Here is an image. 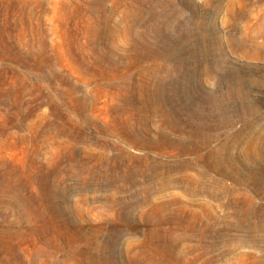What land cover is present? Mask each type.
<instances>
[{
	"label": "rangeland",
	"instance_id": "1",
	"mask_svg": "<svg viewBox=\"0 0 264 264\" xmlns=\"http://www.w3.org/2000/svg\"><path fill=\"white\" fill-rule=\"evenodd\" d=\"M263 16L264 0H0V183L39 209L43 187L61 191L50 202L53 224L36 237L25 231L7 239L24 264H264ZM144 44L196 47L201 59L184 71L161 60L134 65L133 47ZM99 56L117 60L116 72L93 75L77 64L99 69ZM158 74L189 79L180 96L207 115L196 121L200 138L143 108L141 86ZM127 90L136 95L127 107L136 116L149 112L150 146L128 147L125 137L104 132ZM162 135L169 139L160 147ZM16 204L0 192V221L28 231ZM156 206L179 212L183 223L171 212L155 224ZM239 207H252L256 217L244 223ZM66 221L69 232L58 226ZM158 238L174 243L172 262L156 261Z\"/></svg>",
	"mask_w": 264,
	"mask_h": 264
},
{
	"label": "bare ground",
	"instance_id": "2",
	"mask_svg": "<svg viewBox=\"0 0 264 264\" xmlns=\"http://www.w3.org/2000/svg\"><path fill=\"white\" fill-rule=\"evenodd\" d=\"M190 5V4H189ZM177 9V8H176ZM179 9V8H178ZM172 17V16H171ZM175 17V16H174ZM173 17V18H174ZM262 17V16H261ZM264 17V16H263ZM170 19V18H169ZM197 20V19H194ZM199 20V19H198ZM201 20V19H200ZM173 21V20H172ZM262 21V20H261ZM199 23V22H198ZM262 23L264 24V21H262ZM196 24V23H195ZM200 25V24H198ZM259 25V24H258ZM260 27V26H259ZM262 27V26H261ZM260 27V28H261ZM264 27V26H263ZM264 29V28H263ZM261 32V31H260ZM262 37L264 36L261 35ZM258 37V36H257ZM233 41V40H232ZM207 44V42H205ZM242 43V42H241ZM264 43V42H263ZM198 46L200 43H197ZM180 45V44H179ZM241 45V44H240ZM262 45V44H261ZM177 46V45H176ZM158 47V46H157ZM154 46H150V45H136L133 47V52L130 54V56L135 60V62H137L138 64H134V65H139L140 62L143 59H150V61H167V62H174L177 66L181 67V69L183 70L185 68V70L188 68V66L192 63V62H196L199 61L201 58L200 56L197 54V51H195L196 47H191V51L188 50H183L182 46L179 47H171V48H157ZM242 47V46H241ZM202 48V47H201ZM206 48V47H205ZM189 49V48H188ZM198 49V48H197ZM204 49V48H203ZM208 50V49H207ZM203 53V52H202ZM207 53V52H206ZM263 53V52H261ZM204 54V53H203ZM217 54V53H216ZM30 56H35L36 53H30ZM48 52H45V54L41 55L42 59L47 58ZM209 55V54H208ZM213 55V54H212ZM220 55V54H219ZM206 56V55H205ZM218 57V55H217ZM111 58V57H108ZM107 58V59H108ZM216 58V57H215ZM226 58V57H225ZM113 59V58H112ZM112 59H108L105 60L103 57L99 56V58L97 59V62L99 64H101L99 69H92L89 66L83 65L81 63H77L78 66L85 72L91 73L93 75H101L103 76L104 72L107 73H115L116 69L118 68L116 66V62L117 60H112ZM207 59V58H206ZM204 59V60H206ZM218 59V58H217ZM220 59V58H219ZM222 59V58H221ZM209 60V59H208ZM207 60V61H208ZM211 60V59H210ZM209 60V61H210ZM216 60V59H215ZM121 62V60H119ZM118 61V62H119ZM217 61V60H216ZM215 61V62H216ZM219 62V61H217ZM222 62V61H221ZM224 62V60H223ZM116 63V64H115ZM166 63V62H165ZM173 63V64H174ZM201 63V62H200ZM199 63V64H200ZM211 63V62H210ZM102 64H104V66L102 67ZM172 64V63H171ZM205 64V63H203ZM212 64V63H211ZM216 64V63H215ZM222 64V63H221ZM226 64V63H225ZM213 65V64H212ZM217 65V64H216ZM220 65V64H219ZM215 66V65H214ZM169 67V66H168ZM195 67H197L195 65ZM217 67V66H216ZM220 67V66H219ZM222 69V67H220ZM178 69V67H177ZM192 69V68H190ZM190 69L188 71H190ZM195 69V68H194ZM229 69V68H228ZM199 70V69H198ZM230 70V69H229ZM165 71H168V73H171V70L169 68H166ZM184 71V70H183ZM182 71V72H183ZM217 71V69L215 70V72ZM220 71V70H219ZM231 71V70H230ZM181 72V73H182ZM196 72V71H195ZM229 72V71H228ZM180 73V74H181ZM194 73V72H193ZM184 74V73H183ZM189 74V73H188ZM191 74V72H190ZM159 76H157V78L155 79V81H153V83H148L145 85H142V91L141 92V104L143 106V108L148 109L147 107L150 106V108L154 109V114L151 115L155 116V118H157L160 122V124H165L167 123L168 126L170 128H172L173 130H178L183 132L182 130L187 129L189 132V136L195 138H200L198 137L201 134V129H199V125L196 124V121H203V120H208L207 119V115H205L204 113L200 112L199 110H193V109H189L186 108L187 105H193V103L195 101H193L192 99H190L189 97H181L180 96V92L181 91H188L187 90V81L184 84L182 81H180L179 79H174V78H170L168 79L167 76L163 75V74H158ZM186 75V74H184ZM183 75V76H184ZM192 76V75H191ZM196 76V75H195ZM182 77V76H181ZM185 77V76H184ZM188 77H190L188 75ZM194 77V76H193ZM227 77V76H226ZM237 77V76H236ZM235 77V78H236ZM231 77H229L230 79ZM181 79V78H180ZM183 79V78H182ZM232 79V78H231ZM227 80V79H226ZM153 84V87H152ZM107 85H111V83L108 82ZM196 85V84H195ZM197 86V85H196ZM240 86V85H239ZM119 89H125L126 86L121 85L119 86ZM233 87V86H232ZM184 89V90H183ZM189 89V88H188ZM129 91L127 94L123 95L120 101V106L117 110H115V115L111 118V125L107 126L108 128L104 129V132H108V131H112L113 133L125 137L126 139V145L128 147L130 146H134V145H140L142 147H147L150 146L152 144H154V142L156 141H150L147 138V135L150 134V129H149V123L147 119H149L150 115L148 116L149 112H146V110H142L141 112H143L144 114L140 116H136L130 109V106L127 107V105L135 103L136 99H135V93L133 92V90H127ZM240 91V90H239ZM138 92V91H137ZM169 94H167V93ZM171 93V94H170ZM211 94V93H209ZM214 95V94H213ZM207 96V95H206ZM212 96V94H211ZM215 96V95H214ZM218 96V95H217ZM214 98V97H213ZM220 99V98H219ZM226 100V99H225ZM204 101H206L204 99ZM208 101V100H207ZM215 101V100H214ZM77 109L82 110L83 109V103L85 102L84 99L80 98L77 100ZM138 102V101H137ZM140 103V102H139ZM137 104V103H136ZM168 106L169 108H167L166 106ZM141 110V109H140ZM201 110V109H200ZM149 111V110H148ZM153 111V110H152ZM205 111V110H204ZM207 112V111H206ZM214 114V113H213ZM209 115V114H208ZM148 116V117H147ZM212 117V116H210ZM222 117V116H221ZM153 118V117H152ZM209 118V117H208ZM219 118V117H218ZM152 120V119H150ZM206 122V121H205ZM85 123H90L85 122ZM202 124H200L201 126ZM212 125V124H211ZM203 127V126H201ZM204 128V127H203ZM214 128V127H213ZM218 128V127H217ZM207 129V128H206ZM205 129H203L204 131ZM214 131V129H213ZM216 131V130H215ZM84 133V132H83ZM82 133L81 136H79V140H83L85 139V135ZM214 133V132H212ZM211 133V134H212ZM203 134V133H202ZM201 134V135H202ZM210 134V133H209ZM184 135V134H183ZM216 135V134H215ZM205 136V135H204ZM70 137L71 138H75V134L73 133V131H70ZM206 138V137H205ZM169 137L168 136H160V140H159V144L157 143V145H161L167 144ZM197 140V139H196ZM202 140V139H201ZM161 141V142H160ZM204 141V140H203ZM227 142V141H226ZM189 144V143H188ZM188 144L186 145V150L190 149ZM205 141L201 144L197 145L196 148L192 147L193 150H199V148L201 147L200 145H205ZM208 144V143H207ZM226 144V143H225ZM163 145V147H164ZM224 145V143H223ZM228 145V144H227ZM231 145V144H230ZM235 145V144H234ZM200 146V147H199ZM236 146V145H235ZM204 147V146H202ZM224 148V147H223ZM229 148V147H228ZM118 149L120 150V152L123 154L122 156L124 157H128L129 159H134L135 156L132 155L131 153H129L127 151V147L124 146H119ZM230 149V148H229ZM217 150V149H216ZM224 150V149H223ZM226 150V149H225ZM189 151V150H188ZM215 151V150H214ZM213 151V152H214ZM197 152V151H196ZM217 153H219V151H216ZM136 160V159H135ZM140 160V159H139ZM136 161V162H140V161ZM82 168H85L86 170H88L91 167V164H86L83 163L82 165H80ZM128 168H130L128 166ZM47 178H48V174H44L43 176L40 177V185H47ZM128 179H130V175L127 176ZM109 180L111 182H115V178L111 177L109 178ZM5 183H0V192H4L9 194L12 198H14L16 200V206H18V213L19 216H25L26 222L30 225L32 224L31 228H29V230H25L23 225H21L19 228H15V221L4 219L2 221H0V264H9L10 262H14L16 264H24V262L22 261L20 255L16 252V250L13 249V247L9 244L7 239H11L12 235L14 233L17 234H22L25 231L27 233H29L30 235H32L33 237L37 236V232L38 229L41 230H46L47 226L49 224H53L55 222V220H57V216L58 214H54V212L51 211L52 206L50 205V202H55L57 201V198L60 197V190H58V185H56V189L52 188V187H43L42 188V193L39 196V199L41 202H39V205H41V208L39 209L37 206V203L35 201H31L32 199H25L22 195L21 192L19 190V188H15L13 186V184H10L9 182H7L5 185ZM224 187V186H223ZM226 187V186H225ZM222 188V187H221ZM228 189V188H227ZM225 190V189H223ZM222 191V189H221ZM226 191V190H225ZM228 191V190H227ZM230 192V191H229ZM228 192V193H229ZM234 192V191H233ZM232 192V193H233ZM235 193V192H234ZM61 198V197H60ZM63 198V197H62ZM64 200V199H63ZM67 201V199L65 200ZM28 202H30V204H28ZM61 202V201H58ZM56 203V202H55ZM253 207V206H252ZM252 207H239L236 209V214L235 216L239 217L240 220H244V223H247V221L253 219V217H256L253 211ZM168 207H160V206H156L155 210H154V214L153 217L155 219V224L157 225H161L163 224V219L166 215V213H171L173 215H175V218L177 219V222H179L178 224L181 225L183 222H181V215L179 212L176 211H172L171 212H167ZM255 210V209H254ZM264 211V210H263ZM165 212V213H164ZM263 213V212H262ZM264 214V213H263ZM48 216V221L47 223L44 222V225H42V221L44 219V217ZM258 216V215H257ZM263 217V216H262ZM260 218V216H259ZM258 219V218H257ZM262 219V218H261ZM264 220V219H262ZM168 222V221H167ZM67 221L66 224H57L58 226H60V228L62 230H64L63 232H69L71 228L68 227L67 225ZM264 224V223H263ZM57 226V227H58ZM70 226V225H69ZM190 223L189 222H185V227L186 228H190ZM252 227V226H250ZM253 229H259V225H256L252 227ZM261 228L264 229V226L262 225ZM52 229V228H51ZM75 229V228H74ZM73 229V230H74ZM58 230H60L58 228ZM69 230V231H68ZM77 230V229H76ZM84 231V230H83ZM163 231H166L165 229L162 228H158L155 231H153L154 233H157L158 235H162ZM169 231V230H167ZM171 231V230H170ZM75 232V231H74ZM152 232V233H153ZM173 232V231H172ZM186 232V231H183ZM262 232V230H261ZM73 233V232H71ZM264 233V232H263ZM70 234V233H69ZM183 236V235H182ZM264 236V235H263ZM184 237V236H183ZM81 239V238H80ZM159 240L157 243V257H156V261H164V262H172L173 259L175 258V254L173 253L174 250V243H172V240H164L165 238H158ZM83 240V238L81 239V241ZM151 240V239H150ZM107 244V243H106ZM105 243L102 244H98L97 246L100 248H104L106 246ZM116 244V243H115ZM109 245V244H108ZM113 246V245H112ZM115 246V245H114ZM34 254V253H33ZM36 256L40 255V252H35ZM34 254V255H35ZM264 255V254H263ZM262 255V256H263ZM102 259H100L101 261ZM106 260V259H105ZM260 261H264L262 260V258L260 259ZM104 262V259H103ZM208 262L206 261L205 264H207ZM102 264V263H101Z\"/></svg>",
	"mask_w": 264,
	"mask_h": 264
}]
</instances>
